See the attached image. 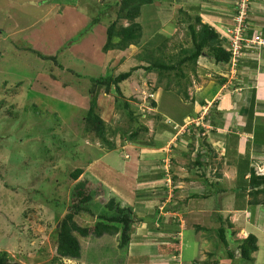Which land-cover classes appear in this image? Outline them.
Segmentation results:
<instances>
[{"label":"rangeland","instance_id":"374dc122","mask_svg":"<svg viewBox=\"0 0 264 264\" xmlns=\"http://www.w3.org/2000/svg\"><path fill=\"white\" fill-rule=\"evenodd\" d=\"M120 3L0 0V254L6 253L10 264H51L72 188L88 181L93 195L84 207L90 213L74 217L78 226L103 222L117 207L130 216L127 205L139 212L138 220L134 218L126 243L121 226L117 234L99 238L76 235L80 257L61 264H264V206L257 211L247 204L251 197L237 199L234 190L235 168L243 157L252 155L251 166L264 174V99L256 101L251 132L245 130L255 84L246 59L253 55L242 58L234 74L228 64L216 65L205 48L195 63L179 66L184 77L176 70L139 69L119 84L121 95L112 85L89 80L147 67L150 63L142 57L148 51H155L152 56L160 64L177 65L192 53L188 26L196 17L228 47L224 19L232 23L236 7L231 14L212 0H152L137 19L142 29L138 45L103 53L105 29L116 20ZM59 6L75 7L88 20L66 14L54 22ZM95 18L100 22L81 34ZM221 79L225 82L219 85ZM91 101L109 147L88 125ZM133 132L135 138L130 137ZM195 155L207 161L206 185L197 182ZM123 162L133 166L128 168L130 179L118 180L103 167L122 169ZM78 168L83 173L73 181L69 175ZM130 172L139 175V182L155 181L147 186L154 188L151 201H146L150 191H142ZM184 177L196 180L191 189ZM164 202L161 211L157 207ZM218 227L224 229L227 246ZM250 233L256 235L258 250L252 263H243L238 247ZM228 252L234 253L233 260Z\"/></svg>","mask_w":264,"mask_h":264},{"label":"trees","instance_id":"16d2710c","mask_svg":"<svg viewBox=\"0 0 264 264\" xmlns=\"http://www.w3.org/2000/svg\"><path fill=\"white\" fill-rule=\"evenodd\" d=\"M151 4L152 0H121L116 20L108 24L105 29V43L101 49L102 52L107 53L109 51H124L130 46L138 45L142 36V29L140 23L137 22V19L141 16L142 8ZM108 8V6L107 8L105 7L104 11L108 10ZM102 12L103 11H99V14H101ZM247 13H249L250 16V11H248ZM121 21H125L127 23L126 26L120 25ZM99 22V18H95V20L90 23V26L86 28L83 32H81V34L85 35L89 28H92L93 25H97ZM188 31L193 50L189 56L181 59L177 65L166 66L160 64L158 62V59H155L152 56L155 51H148L142 57L144 61L150 63L147 67H133L127 72L118 73L115 77L90 78L89 80L92 83H96L102 86L112 85L116 93L118 95H121L119 84L126 82L130 78L132 73L139 69H144L149 72L153 69H158L160 71L176 70L177 73H179V76L184 77L179 69V66L186 62L195 63L196 60L203 54V50L205 48L210 49V51L212 52L211 58H213L214 63L216 65L230 63L231 53L228 50V47L224 48L221 46L219 34L213 28L208 25L202 24L200 22V19L196 17L194 19V24L188 26ZM251 32L253 31L251 30ZM78 37L81 38L80 36ZM27 50L36 54V52L31 49ZM37 55L43 60H54V57H43L40 54ZM239 64L240 62L238 63V65ZM71 74L74 75L73 72H71ZM224 82L225 79H221L219 85L224 84ZM181 93L184 98H187L185 92ZM151 104L153 107L156 106L155 101H153ZM199 105H205L204 101L200 100ZM90 106V120L88 121V125L90 127H94V131L97 134L99 140L104 143L106 147H109L111 146V143L106 138L105 125L98 116L93 115L92 113L94 101L90 102ZM125 106L127 105L125 104ZM254 110V91L252 90L245 122V130L248 133H250L252 128L254 127ZM141 116L143 115L140 114V117ZM141 129L143 131H146V128L144 127H142ZM136 136L137 133L133 132L131 133L130 137L135 138ZM201 158V155H197L195 158V164L198 165V167H201L203 164ZM82 173V169L78 168L75 169L72 173H70L69 177L71 178V180L76 181ZM235 182L237 199H243L247 195L251 197V200L247 203L248 205L264 206V175H256L254 168L250 166L248 157H243L237 163ZM72 191L73 194L70 206L68 207V212L61 220L57 229V257L51 264H61L63 259H78L80 257V245L78 243L76 235L83 238L88 236H94L96 238H99L104 234H117L119 226H121V240L122 242L126 243L128 239L129 228H131V225L134 220L132 216H136L134 213H132L131 209H128L129 213H132H130L131 215L129 216V214H127L123 208L117 207L115 209V215L103 217V222H98L95 225L87 228L80 227L74 221V217L84 212L90 213L89 209L84 206L90 202L93 195V191L91 190L90 183L88 181L77 182L73 186ZM94 193L96 194V192ZM112 202L113 201H109L107 203L109 204V209L112 208ZM217 234L223 245L227 246V242L224 235V229L222 227L217 228ZM238 250L240 259H242L243 263H252L254 261L252 254L257 252L258 250L256 245V235L251 233L247 235L238 247ZM228 256L231 260H233L235 257L233 252H228ZM0 264H10L9 257L4 252L0 254Z\"/></svg>","mask_w":264,"mask_h":264},{"label":"crops","instance_id":"0c3cea01","mask_svg":"<svg viewBox=\"0 0 264 264\" xmlns=\"http://www.w3.org/2000/svg\"><path fill=\"white\" fill-rule=\"evenodd\" d=\"M213 2H215L216 4L215 5H226V7H225V9L226 8H230V13L232 14V8L233 7H235V3H236V0H212ZM230 5V6H229ZM69 10V11H68ZM260 13V14H259ZM68 15V18L70 19V18H77V17H81L82 15H81V13L80 12H78L77 10H76V8L75 7H67V8H64V7H61V6H59V9L57 10V11H55V14H53L54 15V17H52L53 19V21L55 22V21H60V20H64V18H65V15ZM259 14V15H258ZM84 19H87L88 20V18H86L85 16H84V18L83 17H81V20H84ZM80 20V21H81ZM224 22H225V24L226 25H230L231 23H229V20L228 19H224ZM51 24H52V22H51ZM250 29L253 31V32H258V31H260L261 33H262V35L264 34V0H252V5H251V11H250ZM225 25V26H226ZM97 28V27H96ZM93 33V31L91 32V34ZM6 35V34H5ZM264 36V35H263ZM86 38V37H85ZM84 38V39H85ZM83 40V39H82ZM253 50V49H252ZM251 50V54L253 55V57L251 58V59H246V61L248 60V69H252V71H254V72H251V75L250 76H253V78L252 79H249L250 81H254V83L255 84H253L252 86H251V91L253 90L254 91V99H255V104H256V101H258V100H260V99H264V49H261V50H256V49H254L253 51ZM249 55V54H248ZM244 63V62H243ZM241 73V72H240ZM259 103H257V105H258ZM263 108H262V110L264 109V104H260ZM260 114H263L264 115V113H262V112H260ZM262 115V117L264 118V116ZM185 118H183V120H184ZM149 147H151V146H149ZM144 149V148H143ZM146 150V149H145ZM107 152H109V150H106ZM195 156H197V155H195ZM247 157H248V155H247ZM135 158H137V157H135ZM249 158V163H250V166H251V164H252V155H250V157H248ZM263 158H261L259 161L261 162V160H262ZM202 162H203V164H202V166L201 167H198V165H196L195 163H194V165L198 168V169H200V174H197V182L198 183H200L201 185H206L207 184V182L208 181H206V179L204 178V169L203 168H205L206 166H207V161H206V159H202L201 160ZM124 162H126V161H124ZM124 162H123V164H124ZM125 166H123V168L122 169H120V168H113V167H106V166H103L106 170L105 171H114L117 175H115L117 178L116 179H118V180H122L120 177H122V178H125V177H127V176H129V175H127V174H129L128 172H129V170H128V168H131V167H133L130 163H126V164H124ZM134 165V164H133ZM235 167V166H234ZM263 168H264V166H263ZM236 169V168H235ZM255 170V169H254ZM109 173V172H108ZM107 173V174H108ZM255 173H256V171H255ZM132 174H134V176H135V179H132V180H134L135 182H137V183H139L138 185H141V187H140V189L143 191V190H148V191H150L151 190V188H149V187H147V186H149L150 184H153V182H155V181H152L151 180V178L149 177V178H147L146 180H142L141 182H139L138 181V178H139V175L138 176H136L135 174H137L136 172L134 173H132V172H130V175H132ZM147 174H149V173H147ZM256 175H257V173H256ZM187 178H188V176H187ZM129 179H130V176H129ZM118 180H115V181H118ZM132 180H130V182L132 183ZM196 180H188V179H186V177H184V184L185 185H188L189 184V186H190V183H193V182H195ZM157 182V181H156ZM235 182V181H234ZM131 183H128V188H130V186H131ZM209 184H211V182H209ZM211 187H212V189L214 190V191H218V190H220V189H214V185H211ZM127 188V189H128ZM131 188H133L132 186H131ZM107 189H108V187H107ZM110 189V188H109ZM108 189V190H109ZM189 189H191V186H190V188ZM154 190V188H152V191ZM234 190L236 191V189H235V187H234ZM136 191H137V189H136ZM152 191H150V193H146V194H151V195H149L148 197H147V200L146 201H151L152 200ZM109 192H111L110 190H109ZM145 192H143V194H144ZM192 194H194V193H192ZM114 196H120V194H114ZM191 196H193V195H191ZM211 195L209 194V197H210ZM214 196V195H213ZM212 197V196H211ZM119 198H121V200H123V197H122V195L119 197ZM141 200V199H140ZM125 201V200H124ZM139 203V202H138ZM165 203L166 202H164V204H163V206H158L157 208L159 209L160 208V210L162 211L165 207ZM137 205V204H136ZM151 206H154V205H151ZM261 205H257V206H254V209H256L257 211H259V209H257V207H260ZM246 207H248V206H246ZM126 209H131L132 210V213H134L136 216H139V212H136V211H134L133 209H132V207H130V205H127L126 206ZM236 212H241V210L239 209V210H235ZM163 215L164 214H167L168 215V213H162ZM249 215L251 214V211H249V213H248ZM133 218H135V219H137L135 216H132ZM138 218H140V217H138ZM134 219V220H135ZM138 220V219H137ZM254 221H256V219L254 218L253 219ZM139 222H141L140 220H139ZM136 223H132V225H131V227H132V229H133V226L135 225ZM183 225V224H182ZM187 229V228H186ZM132 233L130 232V235H131Z\"/></svg>","mask_w":264,"mask_h":264},{"label":"built area","instance_id":"2783aa9c","mask_svg":"<svg viewBox=\"0 0 264 264\" xmlns=\"http://www.w3.org/2000/svg\"><path fill=\"white\" fill-rule=\"evenodd\" d=\"M251 0H236V11L233 14L232 23L226 29V34L229 37L228 50L231 53L230 71L234 74L237 71V64L246 54L250 45L264 47V39L260 34H248V11ZM247 47V48H246ZM236 67V68H235Z\"/></svg>","mask_w":264,"mask_h":264},{"label":"clouds","instance_id":"9594fccd","mask_svg":"<svg viewBox=\"0 0 264 264\" xmlns=\"http://www.w3.org/2000/svg\"><path fill=\"white\" fill-rule=\"evenodd\" d=\"M251 5H252V0H251V4H250V8H249V11L251 10ZM250 23H248V34L249 35H252V34H254L255 32H251V29L249 28L250 27ZM255 34H260V33H255ZM261 36H263L262 34H260ZM264 37V36H263ZM261 49H264V47H260V48H258L257 50H261ZM252 50V49H251ZM251 50H248L247 52H246V54L242 57L243 59L244 58H246V56L248 55V53H250L251 52ZM252 57H250V55H249V57L247 58V59H251ZM241 61H243V60H241ZM243 63V62H242ZM230 64V63H229ZM229 64H228V66H229ZM257 175H261V174H257ZM264 175V174H263Z\"/></svg>","mask_w":264,"mask_h":264}]
</instances>
